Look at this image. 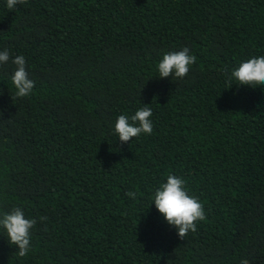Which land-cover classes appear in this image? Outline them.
<instances>
[{"label":"trees","instance_id":"obj_1","mask_svg":"<svg viewBox=\"0 0 264 264\" xmlns=\"http://www.w3.org/2000/svg\"><path fill=\"white\" fill-rule=\"evenodd\" d=\"M184 47L188 74L158 77ZM4 49L34 88L0 64V213L37 223L23 257L0 229V264H264V85L225 74L264 55V0H0ZM141 107L152 133L120 142ZM168 174L204 206L182 239L151 203Z\"/></svg>","mask_w":264,"mask_h":264},{"label":"clouds","instance_id":"obj_2","mask_svg":"<svg viewBox=\"0 0 264 264\" xmlns=\"http://www.w3.org/2000/svg\"><path fill=\"white\" fill-rule=\"evenodd\" d=\"M17 3H24V0H6V7L12 10ZM10 59L15 65V70L11 75L12 84L16 89L15 95L27 97L34 88V81L28 76L26 60L22 55L10 57L8 49L0 51V64L7 63ZM196 59L195 55L189 54L187 47L179 51L164 53L156 65L158 77L174 76L176 79H181L188 74L189 66L194 64ZM225 74L229 81L238 82L237 85L252 87L264 85V55L242 60L238 66L230 70V74L228 70H225ZM151 116L152 110L149 107L138 108L130 117L126 114L118 115L114 123V132L119 141L129 142L133 137H139L142 133L151 134L153 131ZM126 195L136 199L134 192H128ZM151 203H154L155 209L162 215L164 221L176 229L181 239L190 231L197 230V221L206 219L203 204L196 196L188 193L185 180L174 174H168L166 180L155 188ZM39 219L43 221L47 217H39ZM36 223L35 218H26L20 207L0 213V229L6 233L9 244L18 248V255L21 257L29 252L30 230ZM240 264H249V261L241 259Z\"/></svg>","mask_w":264,"mask_h":264}]
</instances>
